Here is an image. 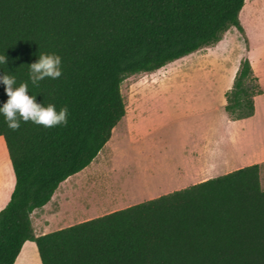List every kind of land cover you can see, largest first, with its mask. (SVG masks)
I'll return each instance as SVG.
<instances>
[{
  "label": "trees",
  "instance_id": "trees-1",
  "mask_svg": "<svg viewBox=\"0 0 264 264\" xmlns=\"http://www.w3.org/2000/svg\"><path fill=\"white\" fill-rule=\"evenodd\" d=\"M245 0H0V70L28 79L40 52L62 58V75L29 83L37 102L67 105L68 122H21L0 136L14 187L0 210V264L23 243L41 264H264L261 164L239 168L123 209L35 236L31 214L88 167L125 115V76L152 72L242 31ZM261 93L247 58L224 94L229 120L254 115ZM7 99L0 85V101Z\"/></svg>",
  "mask_w": 264,
  "mask_h": 264
},
{
  "label": "rangeland",
  "instance_id": "rangeland-1",
  "mask_svg": "<svg viewBox=\"0 0 264 264\" xmlns=\"http://www.w3.org/2000/svg\"><path fill=\"white\" fill-rule=\"evenodd\" d=\"M257 10H264V0H245L238 16L245 26L239 21L242 31L229 27L216 43L156 71L125 76L120 91L126 111L114 127L111 143L102 148L88 167L62 182L43 209H36L32 217L35 236L128 207L136 201L138 189L119 193L118 182L126 180L132 185L136 180L131 174L136 162L132 165L130 159L137 152L140 137L157 115L172 113L179 106L208 103L210 98L221 99L218 80H233L240 62L247 58L246 32L251 35L256 30L255 26L251 27L249 15ZM261 18L257 22L260 26L256 38L250 39V57L255 62L264 61V16ZM214 82V88L210 87ZM185 89L195 96L184 93ZM214 92L215 96H210ZM169 131L173 127L162 129V136H169ZM260 186L264 190V171L260 174Z\"/></svg>",
  "mask_w": 264,
  "mask_h": 264
},
{
  "label": "crops",
  "instance_id": "crops-1",
  "mask_svg": "<svg viewBox=\"0 0 264 264\" xmlns=\"http://www.w3.org/2000/svg\"><path fill=\"white\" fill-rule=\"evenodd\" d=\"M263 16L264 10L252 11L249 21L251 27L255 26L256 30H253L251 35L246 32L249 48L245 55L261 89V93L254 98V115L243 120H229L224 111V94L231 88L233 80L224 82L220 79L218 81L222 97L219 101L210 98L208 103L179 106L172 113L155 116L154 123L148 126L145 135L140 137L137 152H134L130 159L132 165L136 162V167L131 173L136 180L132 185L126 180L118 182L119 193L138 189L139 195L130 205L253 164H261L260 174L263 173L264 61L255 62L250 57V39L256 38L260 26L257 22ZM240 23L244 26L242 21ZM214 84L216 83L210 84V87ZM183 92L195 96L191 90L185 89ZM214 94L215 92L210 96H215ZM172 127L173 131H169V136H162V129ZM111 137L107 145L111 143ZM13 187L14 174L4 139L0 136V210L8 203ZM123 208L125 207L115 210ZM36 211L31 214V223ZM13 264H41L36 244L33 241L24 242Z\"/></svg>",
  "mask_w": 264,
  "mask_h": 264
},
{
  "label": "clouds",
  "instance_id": "clouds-1",
  "mask_svg": "<svg viewBox=\"0 0 264 264\" xmlns=\"http://www.w3.org/2000/svg\"><path fill=\"white\" fill-rule=\"evenodd\" d=\"M8 58L0 54V65L8 63ZM62 58L55 52H40L38 58L28 64V79L17 83L15 74L0 70V85L7 96L0 101V116L8 128L18 129L21 122L31 121L34 124L51 128L65 125L68 122L67 105L57 106L53 103L37 102L36 96L29 92V83L39 87L45 78L58 79L62 75Z\"/></svg>",
  "mask_w": 264,
  "mask_h": 264
},
{
  "label": "bare ground",
  "instance_id": "bare-ground-1",
  "mask_svg": "<svg viewBox=\"0 0 264 264\" xmlns=\"http://www.w3.org/2000/svg\"><path fill=\"white\" fill-rule=\"evenodd\" d=\"M212 151H213V150H212ZM212 151H211V152H212ZM215 151H216V150H215ZM209 158H210V157H209ZM213 158H214V157H213ZM210 159H211V158H210ZM214 160H215V159H214ZM215 162H216V161H215ZM136 185H137V184H136Z\"/></svg>",
  "mask_w": 264,
  "mask_h": 264
}]
</instances>
